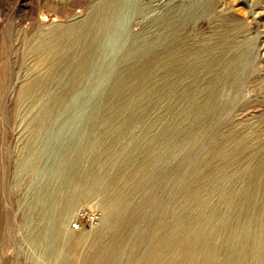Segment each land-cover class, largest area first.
Listing matches in <instances>:
<instances>
[{"label": "bare ground", "instance_id": "1", "mask_svg": "<svg viewBox=\"0 0 264 264\" xmlns=\"http://www.w3.org/2000/svg\"><path fill=\"white\" fill-rule=\"evenodd\" d=\"M124 4L125 0H102L86 22L66 29L78 44L82 38L86 42L77 61L69 54L63 60L70 85L76 86L89 68L114 14ZM191 6L172 9L171 39L164 52L169 69L160 83H150L163 52L153 48L130 65L109 91L114 96L112 107L101 116L110 121L127 113L131 118L110 134L99 132V137L111 144L129 137L130 143L106 155L94 173H83V159L99 137L80 135L75 159L58 169L64 189L38 199L50 206L39 216L51 221L32 240L50 264H264V139L231 138L220 146L216 142L217 130L244 90L250 40H237L243 24L228 14L216 15L211 0H204L203 13L217 20L211 42H182L178 30L193 17L186 11ZM60 78L58 70L48 76ZM37 83L24 92H32ZM69 93L57 94L39 111L36 122L54 117ZM157 94L169 100L161 130L150 135L148 124L139 134L132 133L133 122L143 119ZM208 146L210 151L203 155ZM190 163L195 166L187 178L184 170ZM173 176L179 186L164 203L156 188ZM234 176L238 184L232 182ZM95 193L101 195L96 204L102 212L98 241L77 259L64 251L68 218ZM152 206L156 211L150 213Z\"/></svg>", "mask_w": 264, "mask_h": 264}, {"label": "rangeland", "instance_id": "2", "mask_svg": "<svg viewBox=\"0 0 264 264\" xmlns=\"http://www.w3.org/2000/svg\"><path fill=\"white\" fill-rule=\"evenodd\" d=\"M100 1L0 0V264H50L32 240L51 221L39 216L44 209L50 211L49 204L43 206L37 201L64 189L58 169L75 159L80 135L86 133L95 139L99 132L110 134L131 118L123 113L110 122L101 116L103 110L112 107L114 96H109V91L130 65L157 48L163 52L153 66L150 83L159 84L167 74L169 58L164 52L171 39L173 10L192 5L186 11L193 17L178 30L182 42H211L217 29V20L203 13L204 0H125L100 40L89 68L76 86L70 85L63 60L69 54L77 61L86 42L82 38L78 44L66 29L86 22ZM211 6L216 15L228 14L241 22L237 40H250L251 46L244 90L226 123L216 132L217 145L245 136L254 141L264 139V0H211ZM55 70L61 74L58 81L48 79ZM36 82L32 92H24ZM163 89L166 94L168 87ZM64 90L70 93L58 106V113L43 120V125L36 122L39 111ZM168 102L166 96L157 94L156 103L146 107L143 119L133 122L132 133L139 134L150 124V135L157 134L167 120ZM129 143V137L111 144L100 136L83 159L82 172L94 173L100 160ZM210 149L203 148L202 154ZM194 166L190 163L185 168L187 178ZM232 182L238 184V176ZM178 186L174 176L161 183L156 188L158 199L167 203ZM137 199H142L141 192ZM100 200V194H92L68 218L64 251L77 259L98 241L102 212L96 204ZM155 211V206L149 208L150 213ZM81 212L97 213L98 224L91 225L86 217H79Z\"/></svg>", "mask_w": 264, "mask_h": 264}, {"label": "built area", "instance_id": "3", "mask_svg": "<svg viewBox=\"0 0 264 264\" xmlns=\"http://www.w3.org/2000/svg\"><path fill=\"white\" fill-rule=\"evenodd\" d=\"M81 216L86 217L91 225L98 224V222H99V215L95 212H91V213L81 212V213H79V217H81Z\"/></svg>", "mask_w": 264, "mask_h": 264}]
</instances>
